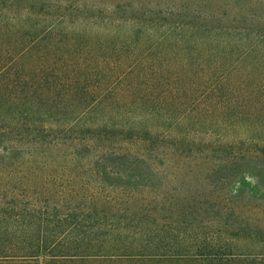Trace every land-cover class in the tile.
Listing matches in <instances>:
<instances>
[{
  "label": "trees",
  "instance_id": "obj_1",
  "mask_svg": "<svg viewBox=\"0 0 264 264\" xmlns=\"http://www.w3.org/2000/svg\"><path fill=\"white\" fill-rule=\"evenodd\" d=\"M19 1L0 0V35L17 32L25 37L34 32L18 52L0 50V264H264V225L230 224L231 217L240 216L236 208L216 205L218 216L207 213L208 219L199 221L211 227L200 228L192 221L198 206H211L188 190L168 191L185 170L180 165L171 173L174 154L221 152L223 163L255 141L264 143V130L253 136H240L237 128L235 135L230 132L232 126L246 133L264 127V79H259V66L247 63L254 54L264 60V32L247 27L250 17L240 0L231 9L218 7L225 12L219 16L206 12V17L188 15L168 22H121L128 25L126 34L107 41L114 50L139 46L140 33L149 46L123 54L117 71L108 68V88L121 85L115 94V103L123 108L119 112L103 106L109 98L101 89L94 95L86 81L61 76L58 50L43 46L56 24L32 19L46 8L41 0H27L25 6ZM9 9L10 14L3 15ZM140 25L144 32L136 28ZM187 36L216 57L214 62L237 55L230 64L224 61L213 68L217 82L231 85L235 76L237 83H244L235 102L239 111L231 123L221 121L218 131L185 123L190 117H204L198 113V106L205 104L199 97L177 118L162 113L167 101L174 100L173 90L181 99L184 89L176 88L173 78L164 82L168 88L159 96L160 83L145 62L151 49L165 44L189 48ZM12 52L14 56L2 62L1 57ZM158 74L164 72L158 69ZM236 87L229 86L228 92L234 94ZM87 90L90 96L80 95L89 94ZM222 101L219 109L227 113L231 100ZM216 105L209 103L205 112L216 111ZM241 107L251 108L254 121L260 117L262 122L248 124ZM256 146L264 149V144ZM155 180L163 191L154 186ZM256 257L263 258L253 262Z\"/></svg>",
  "mask_w": 264,
  "mask_h": 264
},
{
  "label": "rangeland",
  "instance_id": "obj_2",
  "mask_svg": "<svg viewBox=\"0 0 264 264\" xmlns=\"http://www.w3.org/2000/svg\"><path fill=\"white\" fill-rule=\"evenodd\" d=\"M40 3L45 5L46 8L43 9V14H32V19L40 18L48 22L52 20L56 24L53 32L45 36L43 46L58 50L59 56H56V59L58 61L57 67L63 71L61 76L64 77L65 75L64 78L67 80L71 79V81H86L85 84L91 86V93L94 95L98 94L101 89L109 98V103L103 106L106 109H115L114 112H119L123 109L115 103V94L119 91L121 85L115 86L114 89L108 88V85L111 84L109 77L111 72L108 68H114V71H117L118 65L116 64L120 61L123 54H129L130 49H145L149 46V43H144L142 40L144 33H140L137 38L141 42L139 46H135V44L128 46L124 49V52H119L117 49L114 50L113 44L107 41L113 37L118 40L119 36L126 34L128 25H124L121 22L128 23L132 19L147 22L150 19H155L168 22L184 19L188 15H193L196 18H199V16L206 17V12L219 16V14L223 15L225 12H219L223 8L218 7L229 6L231 9L237 6L236 0H41ZM19 4L25 6L28 1L20 0ZM239 6H242V10L250 17L247 27L253 29V32L260 30V33H263L264 3L262 0H240ZM10 12L11 10L9 9L3 15L7 16ZM126 17L128 19L124 21ZM61 20L64 23L60 24ZM117 22L121 23L122 27H117ZM110 23L113 28L117 27L115 32H108V30L113 29L109 27L110 25L108 26ZM136 28L142 32L146 30L144 25L136 26ZM69 29L73 30L74 33L71 35L67 34ZM14 30L10 26V31ZM33 33H31V36L25 37L17 34V32H8L4 36L0 35V50L15 49L18 52L33 39ZM116 33H119V35L115 36ZM185 41V46L188 45L189 47L187 49L176 48L175 44H165L164 47L151 49L147 54L149 59L145 60L149 68H151L153 76L160 83L157 90L159 96L163 98V92L168 88L164 82L173 78L178 81L175 84L176 88L180 86L184 89V96L181 99L177 89L173 90V99H178L179 101L171 100V103L167 101L162 113L168 112L174 118H177L189 107L187 105L193 103L194 98L199 97L201 98L200 102L205 104L198 106V113L201 112L204 117L196 114L193 116L201 117L199 120L196 121L190 117L185 120V123L202 124L206 126L205 130L218 131L221 121L231 123L233 113L239 111L235 107V102L238 94H242L244 83L243 81L237 83V77L234 76L232 79L237 87L235 93L230 94L228 88L229 86H234V83L230 85L228 81L225 83L229 85H226L224 82H217L215 78L219 77V74H215V78L212 77L213 68L215 69L217 64L219 65L224 61L226 64H230L236 59L237 55L235 57L229 55L227 58H221L218 62L216 60L214 62L213 58L216 57L209 56L203 47L197 46L195 37L187 36ZM14 54V52L9 55L4 54L1 57L2 62L6 63ZM247 63L259 66L258 68L261 71L259 79H264L263 59L254 54ZM128 64H130V61ZM158 69L164 72L163 76L161 74L156 75ZM215 81L217 82L215 88H210L209 86L213 83L215 84ZM116 84L114 83V85ZM204 89L207 90L206 93ZM80 95L90 96V92L88 94L84 91V94L81 92ZM227 99L231 100L232 105L227 113H223L219 109V101L223 102L222 100L225 101ZM209 103L211 105L218 104L215 107L216 111L210 109V112H205L208 110L205 106L209 105ZM239 104H242V102ZM100 109L104 108L101 107ZM249 110L242 107L240 109L244 115V121L249 120L248 124H260L259 122H262V120L264 122V116L262 120L258 117L259 122L254 121L257 117L251 114V108ZM236 128L240 130L237 131L240 136H245L246 134V136L262 135L264 130V127H261L254 132L246 133V129L232 126L230 132L234 134V129ZM262 142H253L249 145L251 146L249 150H245L243 153L237 152L233 158L224 159L223 163H221L223 160L221 152L214 151L203 155H198L197 153L191 155L186 153L184 155L174 154L172 159L175 167L171 170V173L180 165L185 170L179 169L183 174L177 182L168 185V191L171 194H176L178 191L172 190L178 188L188 190L194 195L196 200L200 199L203 203L207 202L208 206H211L210 209H207L204 205L198 206L199 210L196 213V218L192 220L198 224L204 218L208 219L206 217L207 213L211 216L214 212V215L218 216L217 208L233 206L240 216L231 217L229 220L230 224L234 223L236 226L264 225V149L256 146H263L264 143ZM197 156L202 158L197 159ZM173 185L177 187L173 189ZM154 186L163 191L162 183L159 180H155ZM213 196L215 197L212 199ZM216 205L219 207L214 208L213 206L216 207ZM195 208H188V212H193ZM220 212L225 213L224 211ZM226 218L225 215L222 218L223 221ZM199 226L200 228L211 227L208 224H199ZM240 237L242 240H247V235L245 234L241 233ZM262 258L256 257L253 262H258L256 259L260 260Z\"/></svg>",
  "mask_w": 264,
  "mask_h": 264
}]
</instances>
